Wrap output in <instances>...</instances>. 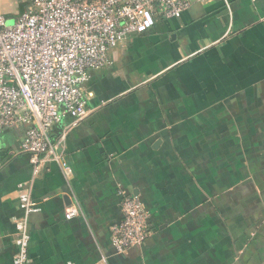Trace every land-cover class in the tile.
<instances>
[{
  "label": "crops",
  "instance_id": "1",
  "mask_svg": "<svg viewBox=\"0 0 264 264\" xmlns=\"http://www.w3.org/2000/svg\"><path fill=\"white\" fill-rule=\"evenodd\" d=\"M230 3L158 19L90 72L92 112L66 142L71 179L56 163L33 179L25 130L0 135V264L18 253L26 182L41 208L29 264H264V0ZM28 5L0 0V14L13 22ZM127 196L151 235L118 254Z\"/></svg>",
  "mask_w": 264,
  "mask_h": 264
},
{
  "label": "built area",
  "instance_id": "2",
  "mask_svg": "<svg viewBox=\"0 0 264 264\" xmlns=\"http://www.w3.org/2000/svg\"><path fill=\"white\" fill-rule=\"evenodd\" d=\"M27 1V10L13 25L0 14V135L7 129L25 130L22 151L30 156L33 179L51 163L71 179L66 142L92 112L85 88L90 72L111 65L113 49L131 35L148 32L158 19H180L194 5L214 0ZM221 1L231 8L230 0ZM63 122L54 137V127ZM31 186L20 185L23 216L16 220L14 264L30 263V217L41 211ZM78 214L73 206L66 218ZM123 216L111 230L118 254L143 246L151 235L150 214L138 197L124 198Z\"/></svg>",
  "mask_w": 264,
  "mask_h": 264
},
{
  "label": "rangeland",
  "instance_id": "3",
  "mask_svg": "<svg viewBox=\"0 0 264 264\" xmlns=\"http://www.w3.org/2000/svg\"><path fill=\"white\" fill-rule=\"evenodd\" d=\"M15 21H13V23H11V21H8V25H13Z\"/></svg>",
  "mask_w": 264,
  "mask_h": 264
},
{
  "label": "water",
  "instance_id": "4",
  "mask_svg": "<svg viewBox=\"0 0 264 264\" xmlns=\"http://www.w3.org/2000/svg\"><path fill=\"white\" fill-rule=\"evenodd\" d=\"M11 23H13V22L11 21Z\"/></svg>",
  "mask_w": 264,
  "mask_h": 264
}]
</instances>
